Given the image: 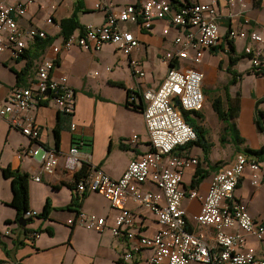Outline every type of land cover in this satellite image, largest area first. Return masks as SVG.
Masks as SVG:
<instances>
[{
	"label": "crops",
	"instance_id": "1",
	"mask_svg": "<svg viewBox=\"0 0 264 264\" xmlns=\"http://www.w3.org/2000/svg\"><path fill=\"white\" fill-rule=\"evenodd\" d=\"M5 5L26 0H0ZM104 5L121 9L127 5H140L145 0H99ZM174 8L193 0H166ZM219 0V29L221 45L205 50L198 69L204 74L203 91L205 105L201 116L193 119L204 131V147L197 144L175 150L174 155L197 159L198 165L184 170L182 188L187 197L183 202L187 228L208 241L213 240V230L200 226L195 217L200 213L215 173L223 166L233 163L235 156L245 149L259 151L264 149V132L257 129L258 111L264 113V80L253 72L251 63L244 54L249 44L245 40L233 41L234 52H229L226 39L230 29L255 31L264 39V0L255 6V0ZM243 3L246 8H242ZM94 0H32L27 12L18 19L21 28H37L53 38V44L42 55L34 50L35 41H28L26 49L17 59L10 53L0 55V102H5L13 88L27 87L36 79V66L43 57L55 58L53 47L62 45L60 24L75 14L79 24L85 29L90 25H102L105 21L103 11L94 9ZM51 17L52 23L47 19ZM249 24H245V21ZM139 41V47L131 58L138 60L146 76L136 80L128 60L117 55L114 45L106 44L99 51L86 52L78 48L62 51L55 59L53 77L65 76L69 87L75 93V111L71 117L60 114L53 101L29 110L25 116L39 129V142L48 149H54L59 156V165L53 174H45L41 163L30 156L18 159V152L32 148V143L20 131L12 129L7 121H0V233L10 252L7 256L0 245V264H146L151 250L137 249L135 241L124 236L114 237L111 232L118 210L113 209L104 196L98 193H80L75 184V175L65 170L66 157L73 146H77L85 165L101 169L112 179L118 180L129 163L150 152V139L145 127L142 112L127 105L128 91L137 89H157L162 80L153 85L148 80L146 66L166 52L174 50L173 40L182 30L172 27L167 20L156 21L149 31L136 25H127ZM73 34H80L76 30ZM107 46L113 47L116 59L105 60L100 64L97 54ZM254 48L264 49L263 45ZM121 54V53H120ZM231 58L234 65H231ZM264 59V50H263ZM100 67H97L96 64ZM92 67L97 70L92 72ZM94 68V69H95ZM110 68V71L108 70ZM100 70V71H99ZM98 74V75H96ZM130 74V75H129ZM120 83L123 87L118 86ZM210 93V94H209ZM213 95V97L211 96ZM227 95L231 99L238 96V115L232 123V133H224L225 124L219 119L212 103L216 98L224 102L227 109ZM142 97H137L135 106H143ZM211 104V108L209 106ZM75 123L77 130L71 131ZM213 130V131H212ZM216 132L211 138L209 132ZM138 136L135 144L129 141ZM235 138L241 139L237 143ZM78 145H75L76 143ZM245 153V152H244ZM254 157L259 165V183L254 184L252 173L245 171L234 196L244 203L251 217L257 223H264V153ZM10 168L29 176V212L44 211L47 203L52 207L48 219L33 217L27 226L32 233L23 236L15 223L16 210L9 205L12 201L11 180L3 176L2 169ZM80 171V170H79ZM40 177V181L35 178ZM143 191H155L153 185L142 186ZM196 191L199 198L191 200L189 192ZM82 198L80 208L67 209L72 201ZM126 208L133 215L135 225L131 229L136 237H150L157 230L155 217L146 209L128 200ZM78 213L94 215L105 219L102 231L89 230L68 221L75 220ZM37 231H42L39 233ZM51 234H50V233ZM17 239L22 244L15 245ZM246 249H252L255 256L264 259V242L247 236ZM126 252L132 253L129 262H121ZM196 264V263H193Z\"/></svg>",
	"mask_w": 264,
	"mask_h": 264
},
{
	"label": "built area",
	"instance_id": "2",
	"mask_svg": "<svg viewBox=\"0 0 264 264\" xmlns=\"http://www.w3.org/2000/svg\"><path fill=\"white\" fill-rule=\"evenodd\" d=\"M94 9L103 11L102 25L87 26L82 34H72L62 40V45L53 47L55 58L43 57L36 66V79L27 87H15L5 102H0V121L7 119L10 127L34 143L25 152H18L19 160L27 156L41 163L45 174H53L59 165V156L54 149H48L39 142V129L25 114L37 106L53 101L58 112L70 116L75 111V93L69 87L67 77H53L55 59L64 51L74 48L91 52L99 51L106 44L114 45L129 63L133 76L138 81L146 76L141 63L131 56L139 47L135 34L126 28L136 25L151 30L156 21L167 20L179 30L173 40L174 50L162 55L167 73L157 89H137L130 93L129 102L134 104L142 97V111L151 150L143 157L131 161L118 180L112 179L101 169H92L77 184L80 193H98L104 196L113 209L118 210L111 232L114 237L124 236L135 241L137 249L151 250L146 264H264L252 249H246L247 236L264 242V223H257L251 217L244 203L238 201L234 192L245 171L252 173L253 183H259L258 161L244 153L236 154L229 166H223L214 175L208 192L203 199L200 213L195 217L198 225L213 230V240L195 234L187 228L183 202L187 197L182 188L184 170L198 165L197 159L178 157L175 150L197 141L193 128L185 121L184 112L200 113L205 105L203 91L204 74L198 69L205 50L221 45L219 29V0H193L178 8L166 0H145L142 4L127 5L121 9L104 5L94 0ZM235 4L236 0H229ZM32 0L5 5L0 1V55L10 53L17 59L26 49L28 41L45 40L48 35L37 28H21L18 19L27 12ZM244 9L246 6L240 3ZM52 23V18L47 19ZM245 24H249L246 20ZM227 41L245 40L248 45L244 54L251 63L254 73L264 80L263 50L254 45H263V37L255 31L230 29ZM110 71V68L108 69ZM98 75V74H96ZM49 98H45L47 93ZM175 101H178L176 106ZM71 131L77 125L71 123ZM137 135L129 141L135 144ZM77 146L71 147L66 157L65 170L76 175L84 164ZM40 181V177L35 178ZM151 184L155 191H143L142 186ZM188 198L198 199L196 191ZM131 200L148 210L156 219L158 230L150 237H136L131 230L135 225L133 215L126 208ZM27 215L35 217L37 212ZM105 219L79 213L69 225L76 224L89 230L102 231ZM38 233L32 237L38 238ZM132 253L126 252L121 262H129Z\"/></svg>",
	"mask_w": 264,
	"mask_h": 264
},
{
	"label": "trees",
	"instance_id": "3",
	"mask_svg": "<svg viewBox=\"0 0 264 264\" xmlns=\"http://www.w3.org/2000/svg\"><path fill=\"white\" fill-rule=\"evenodd\" d=\"M262 2H263V0H255V6H257V7L260 6L262 4ZM60 27H61V36L63 37V39H67L76 30H80V34H82L84 31V28L79 24V21L77 19L76 14L73 17L64 20L60 24ZM53 41H54L53 38H50V37H47V39H45V40H36L34 43V45H35L34 50H36L40 55H42L43 52L53 44ZM228 45H229V52L233 53L234 52L233 42L232 41L228 42ZM230 63H231V65L235 64L234 60L232 58L230 60ZM117 85L120 87H123V85L120 83H118ZM130 93H131V91L129 90L128 91V98L130 97ZM238 98H239V96L233 100L227 95V98H226L227 109L226 110H224V102L220 98H216L212 103L213 109L216 112L217 116L225 124V128L223 131L225 134L226 133L230 134L235 129V126L232 123V121L238 115V107H237ZM127 105L130 106L131 108H133L134 110H139L140 112L143 111V107H144V105L143 106L142 105L141 106H135L132 103H130L129 101L127 102ZM190 115L191 114L188 112L183 113V117H184L185 121L195 131V133L197 135V141L190 143L187 146L197 144L199 146L204 147L203 145H201L202 141L204 140V131L197 124V121L195 119H193ZM63 116L70 117L67 115H63ZM200 116H201L200 114L196 115V117H198V118ZM256 125H257V129L260 132H264V113L263 112L258 111V117L256 120ZM235 141L238 144L242 142L241 139H238V138H235ZM74 144L78 145L77 142ZM182 148H184V147H182ZM179 149H181V148H179ZM244 152L250 156H258V155L264 153V149H261L259 151H253L250 149H245ZM2 173L6 179L11 180L13 198H12V201L9 203V205L16 210V218H15L14 222L18 223V221L20 219L29 220V222H27V225L25 227L18 226V228L23 232V236L28 237L30 235V233H32V231H29L27 229V226L33 222V217L27 215L28 213H30L29 212V210H30L29 209V190H28L29 176L26 174H22L21 172H19L17 170H15V171L11 170L10 168L2 169ZM88 174H89V167L87 165H83L82 168L80 169V171L75 175V184L77 185L81 181V179L87 177ZM81 205H82V198L77 196L72 201V203L68 206L67 209H72V208L76 209L77 207L80 208ZM52 210L53 209L50 206V204L47 203L45 208H44V211L38 217L43 218V219H48ZM35 217H37V216H35ZM37 232L42 233V231H37ZM18 244H20V245L22 244V241H20V239H17V241L15 243V245H18ZM0 245L3 247L6 255L10 256V252L7 250V247L2 240L1 233H0Z\"/></svg>",
	"mask_w": 264,
	"mask_h": 264
},
{
	"label": "rangeland",
	"instance_id": "4",
	"mask_svg": "<svg viewBox=\"0 0 264 264\" xmlns=\"http://www.w3.org/2000/svg\"><path fill=\"white\" fill-rule=\"evenodd\" d=\"M118 56H123L122 54H120V52H117ZM115 55L113 53V47L112 46H107L106 48L102 49L101 52H99L97 54V56L99 57L98 63L100 62V64L104 63V61L107 59H116L118 56ZM124 57V56H123ZM96 64L97 67H100L99 64ZM95 67H92V72L97 70ZM146 70H147V75H148V80L151 84L156 85L159 80L163 79L166 76L167 73V65L165 63L162 62L161 58H157L154 59L152 61V64H148L146 66ZM100 71V70H99ZM130 75V74H129ZM210 94V93H209ZM211 96L213 97V95L211 94ZM210 108H211V104H209ZM192 118L195 116L194 114L190 115ZM213 131V130H212ZM209 132V135L211 138L216 137V132Z\"/></svg>",
	"mask_w": 264,
	"mask_h": 264
},
{
	"label": "water",
	"instance_id": "5",
	"mask_svg": "<svg viewBox=\"0 0 264 264\" xmlns=\"http://www.w3.org/2000/svg\"><path fill=\"white\" fill-rule=\"evenodd\" d=\"M49 96H50V93L48 92L46 95H45V98H49ZM175 104H176V106H178V101H175ZM27 222H29V220H25V219H20L19 221H18V225L20 226V227H25L26 225H27Z\"/></svg>",
	"mask_w": 264,
	"mask_h": 264
},
{
	"label": "bare ground",
	"instance_id": "6",
	"mask_svg": "<svg viewBox=\"0 0 264 264\" xmlns=\"http://www.w3.org/2000/svg\"><path fill=\"white\" fill-rule=\"evenodd\" d=\"M143 109H144V107H143ZM82 168V167H81ZM79 172V171H78ZM79 214V213H78Z\"/></svg>",
	"mask_w": 264,
	"mask_h": 264
}]
</instances>
